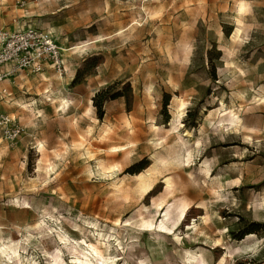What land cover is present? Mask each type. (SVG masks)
Instances as JSON below:
<instances>
[{
	"label": "rangeland",
	"instance_id": "374dc122",
	"mask_svg": "<svg viewBox=\"0 0 264 264\" xmlns=\"http://www.w3.org/2000/svg\"><path fill=\"white\" fill-rule=\"evenodd\" d=\"M28 27L66 72L0 100L23 128L0 138V264H264V0H0V31Z\"/></svg>",
	"mask_w": 264,
	"mask_h": 264
},
{
	"label": "built area",
	"instance_id": "2783aa9c",
	"mask_svg": "<svg viewBox=\"0 0 264 264\" xmlns=\"http://www.w3.org/2000/svg\"><path fill=\"white\" fill-rule=\"evenodd\" d=\"M63 52L49 34L33 27L0 31V85L9 82L15 86L21 77L41 76L47 64L62 76L66 72ZM1 91L0 100L12 97L10 90L2 88ZM22 131L11 115L0 112V138L14 144Z\"/></svg>",
	"mask_w": 264,
	"mask_h": 264
},
{
	"label": "bare ground",
	"instance_id": "6f19581e",
	"mask_svg": "<svg viewBox=\"0 0 264 264\" xmlns=\"http://www.w3.org/2000/svg\"><path fill=\"white\" fill-rule=\"evenodd\" d=\"M243 10H244V8H243ZM239 33L240 32H238V34ZM46 93H48V92H46ZM180 107L183 108L184 107V104L181 103L180 104ZM179 112L180 111H178V113ZM39 146H40L41 152L42 151H45L43 145H39ZM126 150H128L127 147H112L109 150H107V152H109V153H123ZM154 171H155V167H152L149 170V172H151V173L154 172ZM165 184H166L165 191H166V193H169L170 194L171 191H172V178L166 177ZM188 208H189V205L186 204L185 202H181V201H178V202L175 201V203L173 202V204L170 205L167 208V211H166V214H165V217L167 218V221L170 224V226H175L176 224H178L180 218L184 215L185 211ZM66 247H68V245H66ZM70 249L74 252V254H76L77 257H79V256H84L85 257L86 256V253L83 252V249H81L78 245H73V246L71 245L70 248L68 247V250H70ZM94 250H95V254H97V256L102 257V252L101 251L97 250L96 248H94ZM53 260H54V264H64L63 258L61 256V252L59 250L56 251V254L53 257ZM20 263H21V261H20Z\"/></svg>",
	"mask_w": 264,
	"mask_h": 264
},
{
	"label": "trees",
	"instance_id": "16d2710c",
	"mask_svg": "<svg viewBox=\"0 0 264 264\" xmlns=\"http://www.w3.org/2000/svg\"><path fill=\"white\" fill-rule=\"evenodd\" d=\"M94 67V66H93ZM87 72L84 71H79L75 77V82L78 81L79 79H81L84 75H86ZM215 77V76H214ZM111 92V89L108 88L106 91L100 92L98 93L95 97H94V103L95 106L98 109H102L103 106V101H101L99 104L97 103V98L100 96H108L109 93ZM125 98L126 101V105L128 107V111H131V105L133 103V95H132V90L131 87L129 85H127V87L125 88V92H117L115 96H113L112 99H117V98ZM169 101H170V96L166 95V100L164 101V109H167V106L169 105ZM148 166V163H145L143 161H141L139 164L132 166V168H138L136 172H141L142 170H144L146 167ZM256 230H259V226L258 225H254Z\"/></svg>",
	"mask_w": 264,
	"mask_h": 264
},
{
	"label": "crops",
	"instance_id": "0c3cea01",
	"mask_svg": "<svg viewBox=\"0 0 264 264\" xmlns=\"http://www.w3.org/2000/svg\"><path fill=\"white\" fill-rule=\"evenodd\" d=\"M9 85H10V88H8L7 83L2 84V85H0V86H1V88H4V87H5V88H8V89L11 91V87L14 86V85H13V84H10V83H9ZM16 85H17V83H16ZM16 85H15V86H16ZM11 92H12V91H11Z\"/></svg>",
	"mask_w": 264,
	"mask_h": 264
}]
</instances>
